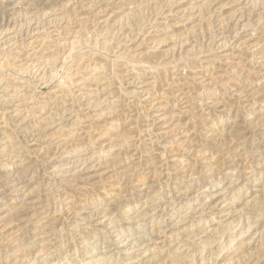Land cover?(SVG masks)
Wrapping results in <instances>:
<instances>
[{
  "label": "rangeland",
  "instance_id": "1",
  "mask_svg": "<svg viewBox=\"0 0 264 264\" xmlns=\"http://www.w3.org/2000/svg\"><path fill=\"white\" fill-rule=\"evenodd\" d=\"M0 264H264V0H0Z\"/></svg>",
  "mask_w": 264,
  "mask_h": 264
}]
</instances>
